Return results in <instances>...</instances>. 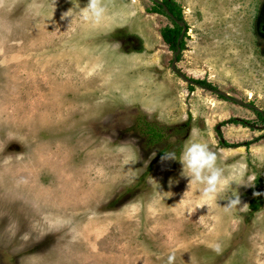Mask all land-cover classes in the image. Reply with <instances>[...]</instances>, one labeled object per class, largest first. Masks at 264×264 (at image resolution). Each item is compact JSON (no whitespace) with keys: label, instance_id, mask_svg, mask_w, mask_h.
<instances>
[{"label":"rangeland","instance_id":"1","mask_svg":"<svg viewBox=\"0 0 264 264\" xmlns=\"http://www.w3.org/2000/svg\"><path fill=\"white\" fill-rule=\"evenodd\" d=\"M174 1L181 21L103 0L92 25L64 16L87 0H0V264H264V0ZM194 131L243 170L238 208L161 160Z\"/></svg>","mask_w":264,"mask_h":264},{"label":"clouds","instance_id":"2","mask_svg":"<svg viewBox=\"0 0 264 264\" xmlns=\"http://www.w3.org/2000/svg\"><path fill=\"white\" fill-rule=\"evenodd\" d=\"M107 15V8L103 0H87L85 7L79 5L69 9L64 16H78L83 22L100 25ZM162 161L178 160L182 164V169L186 170V175L193 184L200 188L201 195L207 200H226L224 208L228 211L238 208L241 204L238 192H231V185L237 186L248 184L243 181V170L233 171L231 180L225 174V169L218 164V156L211 149L208 142L204 140L198 131H194L192 138L185 143L179 158L174 151H166L161 156ZM230 193V195H229ZM217 253L222 251L220 243L212 245ZM176 252L172 251L167 256L166 264H175Z\"/></svg>","mask_w":264,"mask_h":264},{"label":"trees","instance_id":"3","mask_svg":"<svg viewBox=\"0 0 264 264\" xmlns=\"http://www.w3.org/2000/svg\"><path fill=\"white\" fill-rule=\"evenodd\" d=\"M164 4L166 5L167 9L173 14V16L175 17L176 20H178V21L182 20L180 6L174 0H164ZM151 11H154L156 13H162V14H165L166 16H168V14L164 10L163 6L160 4H157V6L153 7L151 9ZM171 21H172V25L165 26L162 29H160V34H161L164 42L168 44L169 49L172 50L173 52H176L178 47H180V49L182 50L183 46H184V41L182 39L178 43V39L180 37L182 27L175 20L171 19ZM179 58H180V55L177 56L178 60H179ZM196 82L200 85H205L207 87L212 88V86L209 83H206L205 81H197L196 80ZM229 122L240 123L241 121L237 120V119H230ZM150 127H152V126H150ZM160 136H161V134H158V132L152 133L149 136V140H155L156 138L158 139V138H160ZM222 144H224V143H222ZM224 145L229 146L228 144H224ZM160 152H161V154L163 153V151H160ZM253 207H257V204L253 203Z\"/></svg>","mask_w":264,"mask_h":264},{"label":"flooded vegetation","instance_id":"4","mask_svg":"<svg viewBox=\"0 0 264 264\" xmlns=\"http://www.w3.org/2000/svg\"><path fill=\"white\" fill-rule=\"evenodd\" d=\"M152 1H154V0H152ZM154 4L155 5H157V4L162 5V4H164V0H161V1L158 0V2L154 1ZM252 24L254 27L253 29H255L259 35H262L264 37V2H263L262 8L256 9L255 17L253 19ZM263 190H264V187L261 185H258L256 187V198L259 197L260 193L263 192Z\"/></svg>","mask_w":264,"mask_h":264},{"label":"water","instance_id":"5","mask_svg":"<svg viewBox=\"0 0 264 264\" xmlns=\"http://www.w3.org/2000/svg\"><path fill=\"white\" fill-rule=\"evenodd\" d=\"M154 1L158 2V0H154ZM169 15H171V14H169ZM171 16H172V15H171ZM180 25H181L182 27H184V23H180ZM182 37H183V35L180 36V38L178 39V43L180 42V40L182 39ZM179 51H180V48L178 47L177 51L175 52V56H176V54H177ZM176 61H177V59H176V57H175V58H174V62H173V64H174ZM182 77H183V79H185L186 81L189 82V80L186 79L183 75H182Z\"/></svg>","mask_w":264,"mask_h":264}]
</instances>
